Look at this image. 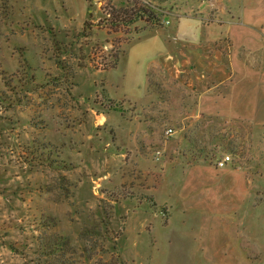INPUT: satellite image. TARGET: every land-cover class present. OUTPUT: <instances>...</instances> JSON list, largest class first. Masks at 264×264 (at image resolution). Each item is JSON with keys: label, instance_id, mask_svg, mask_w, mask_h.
Returning a JSON list of instances; mask_svg holds the SVG:
<instances>
[{"label": "rangeland", "instance_id": "obj_1", "mask_svg": "<svg viewBox=\"0 0 264 264\" xmlns=\"http://www.w3.org/2000/svg\"><path fill=\"white\" fill-rule=\"evenodd\" d=\"M202 1L0 0V264H264V129L216 149L187 135L191 143L166 158L184 126L179 114L195 100L157 69L146 107L113 100L125 93L126 50ZM137 7L161 25H112L127 20L118 10L133 19ZM117 56L115 69H101ZM108 100L148 123L135 142ZM101 113H111L105 124ZM185 154L214 166L230 155L250 173L247 188L236 178L233 197L217 192L200 206L203 197L181 188L167 165ZM61 242L58 254L45 251Z\"/></svg>", "mask_w": 264, "mask_h": 264}, {"label": "crops", "instance_id": "obj_2", "mask_svg": "<svg viewBox=\"0 0 264 264\" xmlns=\"http://www.w3.org/2000/svg\"><path fill=\"white\" fill-rule=\"evenodd\" d=\"M195 8L194 14L174 18L168 30L144 33L139 43L126 50L123 58L129 57L130 71L122 81L125 93L112 98L123 105L146 107L150 73L157 69L170 89L176 87L195 100V108L179 114L184 126L179 137L167 144L166 158L175 145L191 143L187 135L195 145L199 142L216 149L242 142L251 128L264 129V120H257L264 118V0H203ZM135 73L141 78L133 76ZM117 112L123 119L121 134H130V141L135 142L148 123L138 115L129 121L118 110L112 113ZM110 114L101 113L99 123L105 124ZM158 139L159 134L154 137ZM167 165L178 170L175 179L181 188L203 197L200 206L217 192L233 197L236 178L245 179L240 186L244 189L251 177L245 168L231 163L224 168L214 166L208 158L192 163L186 154ZM236 192L245 196L244 190Z\"/></svg>", "mask_w": 264, "mask_h": 264}, {"label": "trees", "instance_id": "obj_3", "mask_svg": "<svg viewBox=\"0 0 264 264\" xmlns=\"http://www.w3.org/2000/svg\"><path fill=\"white\" fill-rule=\"evenodd\" d=\"M147 5H149V4H147ZM148 9H149V7H148ZM118 11H119V14H121V18L124 17V18H127V20H125V19L124 20H122V19L121 20H118L119 17L117 15H116L117 17L114 16V17H116V18H114V20H112V21L110 19L108 20V22H110V21L112 22V25L114 27H118L119 25H129V24H133L135 22L143 21V20H145L146 22L147 21L151 22L152 23V26H150V27H153V28H158L159 25H161V24H159L160 22H159L158 17H156L157 15L156 14H153L154 11L153 12L151 11L152 14L149 12L148 14H150L151 16L148 15V17H146L144 15H147V12L148 11L145 8H142V7L141 8H138L137 7V11H135V13L133 14V15H135V17L133 19L128 18V16H127L130 12L132 13V11H129L128 9H124V8L123 9H120ZM84 26H85L84 27V31H85V29H87V31H89L90 28H92L90 22H85L84 23ZM118 62H119V56L115 57V60L113 61V64H111L109 67L108 66H105V67L103 66V67H101V69L102 70H107V71L108 70H111V69H115L117 67V65H118ZM29 69L31 70V67H28L27 68V70H28L27 71V74L29 75V78L28 79L32 83V81H33V76L31 74V71L32 70L30 71ZM14 77H18V76L15 75ZM1 95H0V99L2 97ZM107 102L110 104L108 106V111H111V110H114L115 111V110H120L121 109L120 105L119 106H117L116 104L114 105L112 103V101H110V100H108ZM51 158L52 157H50L49 154H45L44 153V154L41 155V159L44 162L53 163ZM64 246H65V243L64 242L57 243L56 245H53V246H51L49 248L46 247L45 248V251H47L49 249V251H51L52 254H58V252H61L63 250V247ZM112 264H122V262H120L119 260H117V262L112 263Z\"/></svg>", "mask_w": 264, "mask_h": 264}, {"label": "built area", "instance_id": "obj_4", "mask_svg": "<svg viewBox=\"0 0 264 264\" xmlns=\"http://www.w3.org/2000/svg\"><path fill=\"white\" fill-rule=\"evenodd\" d=\"M173 134V130L171 128L166 130V135L167 136H172ZM161 152L160 151H156L155 152V159L159 160L161 158ZM232 157L230 155H224L223 157H221L220 159L217 160L216 162V166L218 168H224L225 166H227V164L232 163Z\"/></svg>", "mask_w": 264, "mask_h": 264}]
</instances>
